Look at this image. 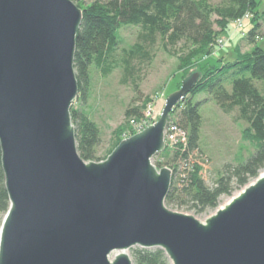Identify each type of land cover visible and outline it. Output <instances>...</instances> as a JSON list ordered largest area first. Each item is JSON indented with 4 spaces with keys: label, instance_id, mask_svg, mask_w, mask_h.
Here are the masks:
<instances>
[{
    "label": "water",
    "instance_id": "water-1",
    "mask_svg": "<svg viewBox=\"0 0 264 264\" xmlns=\"http://www.w3.org/2000/svg\"><path fill=\"white\" fill-rule=\"evenodd\" d=\"M82 10L71 0H0V151L9 207L0 264H133L135 247L170 264H264V172L203 222L165 205L172 171L170 113L193 71L167 95L160 117L100 162L77 152L70 109Z\"/></svg>",
    "mask_w": 264,
    "mask_h": 264
},
{
    "label": "trees",
    "instance_id": "trees-1",
    "mask_svg": "<svg viewBox=\"0 0 264 264\" xmlns=\"http://www.w3.org/2000/svg\"><path fill=\"white\" fill-rule=\"evenodd\" d=\"M74 3L84 0H71ZM212 5L210 0H95L82 7V21L76 35L74 72L78 85L77 97L84 102L88 94L89 68L111 71L119 46L117 32L124 27H139L144 39L154 41L159 36L164 40V51L178 61V69L187 75L197 68V59L210 56L216 45L218 33L227 29L230 22L251 16L253 25L246 32V40L254 45L250 53L237 52L232 62L208 63L199 68V77L190 92L170 113H177L176 123L187 134L185 149L178 147L171 168L172 182L165 198V205L186 208L195 214L216 210L222 196L230 197L259 176L264 169V50L256 46V37L264 27V11L260 14L256 0H219ZM80 7V6H79ZM215 17V19H213ZM182 43L180 51L175 45ZM128 61L135 57L150 56L142 45H136L126 52ZM127 61V60H126ZM127 69V70H126ZM129 65L125 67L129 71ZM192 75V74H191ZM206 94L219 109L234 119L246 123L243 139L255 147L250 156L236 165H225L212 186H208L200 175L194 156L198 152L201 136L202 101L195 98ZM143 107L128 108L124 117L131 122L143 121ZM74 126L77 152L85 161H95V150L100 144L97 126L80 110L70 109ZM130 135L135 131L130 130ZM120 142V141H119ZM169 149L163 152L168 153ZM154 166L161 168L155 161ZM180 166L184 167L181 178ZM190 166V169H189ZM9 207L4 186L0 151V225ZM133 264H170L164 251L158 248L130 250Z\"/></svg>",
    "mask_w": 264,
    "mask_h": 264
},
{
    "label": "rangeland",
    "instance_id": "rangeland-1",
    "mask_svg": "<svg viewBox=\"0 0 264 264\" xmlns=\"http://www.w3.org/2000/svg\"><path fill=\"white\" fill-rule=\"evenodd\" d=\"M93 1L95 0H84L75 4L82 10L84 5ZM256 1L258 3L256 10L261 14L264 11V0ZM210 3L218 5L220 1L210 0ZM252 25L253 22L249 16L241 24L230 22L223 32L214 26L218 39L211 55L199 57L198 67L190 70L187 75H183V72L178 69L177 59L164 51V40L159 36L155 37L152 42L144 39V34L139 27L121 28L117 32L119 46L111 71L103 72L91 66L87 98L82 102L76 97L72 104L74 109L82 111L99 130L100 144L95 150L94 162L105 160L119 141L131 136L130 130L135 133L139 132L136 130L140 126L134 125L124 117L128 108H142L144 101L148 99L149 102L142 111L141 127L145 128L156 122L160 117L167 95L178 90L182 82L193 71L198 73L199 68L209 62L217 63L219 58H222L223 62L234 61L238 54L233 51L243 54L250 53L254 45L249 44L245 34ZM138 44L142 45L150 56L144 59L135 57L129 63L126 52ZM256 46L264 50V27L262 26L256 37ZM180 48H182V43L175 45L172 49L179 52ZM127 65H129V71L125 70ZM195 99L202 101V105L200 108V143L194 158L201 168L202 179L208 186H212L225 165H236L247 159L255 151V147L243 139L242 132L246 128V123L234 119L235 112L229 115L223 113L206 94H200ZM176 117L175 112L172 114L171 121L174 122ZM174 158L175 153L169 150L168 153L157 154L151 162L153 164L158 161L161 168L167 167L171 170L175 167L172 163ZM262 172L264 169L259 174ZM241 190L235 191L233 195ZM232 196H222L217 208L223 206ZM166 207L175 212L192 215L202 222L215 212L212 210L203 214H195L186 208ZM128 254L130 255V251Z\"/></svg>",
    "mask_w": 264,
    "mask_h": 264
},
{
    "label": "built area",
    "instance_id": "built-area-1",
    "mask_svg": "<svg viewBox=\"0 0 264 264\" xmlns=\"http://www.w3.org/2000/svg\"><path fill=\"white\" fill-rule=\"evenodd\" d=\"M250 15L246 14L243 18L235 21L236 24H241V22L248 18ZM239 26V25H238ZM134 125L136 126H140L139 129H137L136 131H141L144 127H141L142 124L141 123H134ZM138 124V125H137ZM165 149H169L172 152L176 151L178 149V147H181L182 149H185L186 145H187V134L185 132V130H183L182 128H180L176 123L174 122H168L167 126H166V130H165ZM190 169V166H189ZM184 167L180 166V172H181V178L184 177Z\"/></svg>",
    "mask_w": 264,
    "mask_h": 264
},
{
    "label": "crops",
    "instance_id": "crops-1",
    "mask_svg": "<svg viewBox=\"0 0 264 264\" xmlns=\"http://www.w3.org/2000/svg\"><path fill=\"white\" fill-rule=\"evenodd\" d=\"M233 52L237 53L236 51H233Z\"/></svg>",
    "mask_w": 264,
    "mask_h": 264
}]
</instances>
